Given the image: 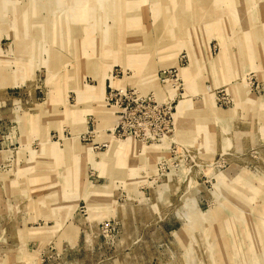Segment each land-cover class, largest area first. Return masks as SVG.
I'll return each instance as SVG.
<instances>
[{
  "label": "rangeland",
  "instance_id": "rangeland-1",
  "mask_svg": "<svg viewBox=\"0 0 264 264\" xmlns=\"http://www.w3.org/2000/svg\"><path fill=\"white\" fill-rule=\"evenodd\" d=\"M0 264H264V0H0Z\"/></svg>",
  "mask_w": 264,
  "mask_h": 264
},
{
  "label": "built area",
  "instance_id": "built-area-1",
  "mask_svg": "<svg viewBox=\"0 0 264 264\" xmlns=\"http://www.w3.org/2000/svg\"><path fill=\"white\" fill-rule=\"evenodd\" d=\"M114 98L116 116L110 131L112 138H132L147 144L158 141L164 134L160 128V120L163 119L159 108L150 98L129 94L125 90L115 92Z\"/></svg>",
  "mask_w": 264,
  "mask_h": 264
},
{
  "label": "bare ground",
  "instance_id": "bare-ground-1",
  "mask_svg": "<svg viewBox=\"0 0 264 264\" xmlns=\"http://www.w3.org/2000/svg\"><path fill=\"white\" fill-rule=\"evenodd\" d=\"M125 140H126V139H125ZM106 147H108V146H107V143H106Z\"/></svg>",
  "mask_w": 264,
  "mask_h": 264
}]
</instances>
